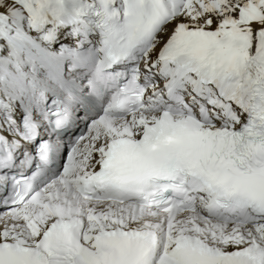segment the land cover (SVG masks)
<instances>
[{
  "label": "snow or ice",
  "instance_id": "snow-or-ice-1",
  "mask_svg": "<svg viewBox=\"0 0 264 264\" xmlns=\"http://www.w3.org/2000/svg\"><path fill=\"white\" fill-rule=\"evenodd\" d=\"M0 264H264V0H0Z\"/></svg>",
  "mask_w": 264,
  "mask_h": 264
}]
</instances>
